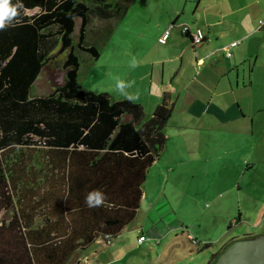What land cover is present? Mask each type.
<instances>
[{"label": "trees", "instance_id": "16d2710c", "mask_svg": "<svg viewBox=\"0 0 264 264\" xmlns=\"http://www.w3.org/2000/svg\"><path fill=\"white\" fill-rule=\"evenodd\" d=\"M133 1L12 0L23 8L0 31V264H69L135 219L148 169L166 148L168 93L145 120L140 103L80 79L82 52L102 51L94 18L123 17ZM63 52V77L36 94L44 67ZM93 189L105 206L85 205Z\"/></svg>", "mask_w": 264, "mask_h": 264}, {"label": "rangeland", "instance_id": "374dc122", "mask_svg": "<svg viewBox=\"0 0 264 264\" xmlns=\"http://www.w3.org/2000/svg\"><path fill=\"white\" fill-rule=\"evenodd\" d=\"M261 2L134 0L123 17L94 18L95 39L102 51L97 58L82 52L83 85L107 91L113 99H124L114 90L112 75H119L135 81L129 91L139 92L136 102L144 107L145 120L152 117L166 93L173 110L165 127L167 149L148 169L135 219L110 241L99 238L78 252L69 264H208L230 239L264 233V210L258 208L264 199V28L257 30L264 17V0ZM80 23L78 18L76 35ZM185 26L192 31L200 28L205 34L211 29V40L193 47L190 34L183 31ZM234 40L242 41L228 55L226 47ZM203 46L216 52L213 58L219 63L242 62L245 81L252 82L246 89V111L255 124L252 127L248 116L243 122L248 131L219 133L177 127L188 119L190 100L184 94L179 100L176 94L171 96L169 82H162L155 59L182 52L186 58L191 53L195 57ZM241 47L242 57H238ZM56 51L57 46L52 53ZM132 57L138 61L136 68L129 67ZM65 59L66 52L59 53L44 67L36 80V94L51 91L61 80ZM176 63L167 62V73ZM186 71L188 77L195 75L189 65Z\"/></svg>", "mask_w": 264, "mask_h": 264}, {"label": "crops", "instance_id": "0c3cea01", "mask_svg": "<svg viewBox=\"0 0 264 264\" xmlns=\"http://www.w3.org/2000/svg\"><path fill=\"white\" fill-rule=\"evenodd\" d=\"M256 2L263 3L261 0H256ZM262 19H264V17ZM262 28H264V24L259 26L257 30H261ZM210 31L211 29L205 34V39L201 43H198L199 46L211 40ZM252 36L253 35L250 37ZM163 37H165V35ZM198 44L194 45L192 43L193 47L198 46ZM247 45H249L247 49H251L249 42ZM237 51L240 53L238 57H242V47L238 48ZM215 53L216 52L211 53V49L203 46L199 47V50H196L195 57L191 53V57L186 58L182 52L173 57L155 59V62L159 64L158 74L162 82H169L168 88L170 89L171 96L173 97V95L176 94L177 100H179L184 94V97H188L190 100L189 106H187V110L189 111L188 119L185 124L179 122L177 127L187 126V129L193 130L207 128L208 130L219 133H223L225 130L237 132L248 131L247 129L249 127L243 122L251 117L252 127H254L255 124V119L249 114V111H246L249 106V102L246 103L248 99V91L246 89L247 86H252V82L246 83V73L244 71L242 74V67L240 66L242 62L239 64V61L235 60L234 63L229 61H222L219 63L217 57L216 59L213 58ZM182 54L183 57H181ZM258 58L259 54L257 53L255 62H257ZM173 61H177L176 67L167 73V62ZM186 65L190 66L191 71H193L195 75L190 73L191 75L189 76L191 77H188V71L184 72ZM232 70L236 71L234 75L231 74ZM150 76L153 80L155 77V70L150 73ZM166 88L167 87H165V89ZM183 88H186V90H182ZM174 107H176L175 103ZM259 108L261 110L262 107L259 106ZM190 114L193 116H190ZM206 115L207 118L205 117ZM142 197H144V193ZM258 205V208L263 211L264 199L259 201Z\"/></svg>", "mask_w": 264, "mask_h": 264}, {"label": "clouds", "instance_id": "9594fccd", "mask_svg": "<svg viewBox=\"0 0 264 264\" xmlns=\"http://www.w3.org/2000/svg\"><path fill=\"white\" fill-rule=\"evenodd\" d=\"M22 3L13 4L12 0H0V31H5L9 27H14L15 22L21 15ZM129 67H138V61L135 57L129 62ZM110 75H112L110 73ZM114 80V90L124 97L129 103H134L139 100L140 94L138 91H129L133 88L135 81H128L121 78L119 75H112ZM107 202L106 194L100 189H93L85 196V205L88 208H100L105 206Z\"/></svg>", "mask_w": 264, "mask_h": 264}, {"label": "water", "instance_id": "95a60500", "mask_svg": "<svg viewBox=\"0 0 264 264\" xmlns=\"http://www.w3.org/2000/svg\"><path fill=\"white\" fill-rule=\"evenodd\" d=\"M211 264H264V233L233 239Z\"/></svg>", "mask_w": 264, "mask_h": 264}, {"label": "built area", "instance_id": "2783aa9c", "mask_svg": "<svg viewBox=\"0 0 264 264\" xmlns=\"http://www.w3.org/2000/svg\"><path fill=\"white\" fill-rule=\"evenodd\" d=\"M263 24H264V19H262V20L260 21V26H262ZM183 30H184L185 32L190 33V35H191V40H192V43H193L194 45H196V44H198V43H201V42L205 39V37H206V36H205V33H204L202 30H200V29H197V30H195V31H191V29H190L189 26H185ZM240 43H241V40H234V41H232L231 44H230L229 46L226 47V48H227V54H228V55H232L231 47L237 46V45L240 44ZM143 238H144L143 235L140 236V239H143ZM108 241H109V239H108ZM195 242H196V240H195Z\"/></svg>", "mask_w": 264, "mask_h": 264}]
</instances>
